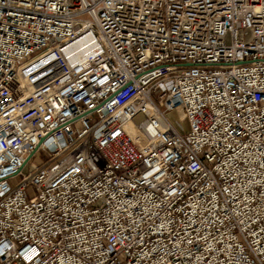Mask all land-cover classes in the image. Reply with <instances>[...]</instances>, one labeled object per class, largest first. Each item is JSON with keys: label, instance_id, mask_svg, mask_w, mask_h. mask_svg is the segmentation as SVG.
<instances>
[{"label": "built area", "instance_id": "obj_1", "mask_svg": "<svg viewBox=\"0 0 264 264\" xmlns=\"http://www.w3.org/2000/svg\"><path fill=\"white\" fill-rule=\"evenodd\" d=\"M0 264H264V0H0Z\"/></svg>", "mask_w": 264, "mask_h": 264}, {"label": "rangeland", "instance_id": "obj_2", "mask_svg": "<svg viewBox=\"0 0 264 264\" xmlns=\"http://www.w3.org/2000/svg\"><path fill=\"white\" fill-rule=\"evenodd\" d=\"M171 119H172V121L177 125V126H179V127H181V123L178 121V118H177V114H176V112H171ZM46 158V155H45V153L44 152H39V153H37V155L33 158V160L35 161V162H42V161H44V159ZM15 180H17V179H14L13 181H15Z\"/></svg>", "mask_w": 264, "mask_h": 264}]
</instances>
